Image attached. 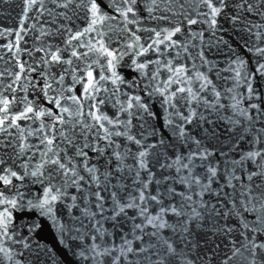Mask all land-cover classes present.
Wrapping results in <instances>:
<instances>
[{
  "label": "snow or ice",
  "instance_id": "snow-or-ice-1",
  "mask_svg": "<svg viewBox=\"0 0 264 264\" xmlns=\"http://www.w3.org/2000/svg\"><path fill=\"white\" fill-rule=\"evenodd\" d=\"M144 11L163 26H143ZM30 12L36 23L26 28ZM220 16L251 32L264 27V0H148L143 6L141 0H23L19 27L4 30L14 32L16 40L3 46L11 63L0 70V254L5 260L52 262L47 246L34 238L39 225L16 222L14 213L28 209L54 224L58 213L86 219L84 232L58 225L65 238L91 241L77 245L85 264H264V99L242 72L244 60L236 58V78L247 85L248 100L256 96L258 102L232 94L227 105L232 114L221 116L226 105L207 74L212 62L203 32L191 28L207 25L215 35ZM250 16L262 23L250 27ZM28 29L40 42L31 51L20 43ZM172 51L176 56L168 59ZM249 51L264 60V47ZM150 52L155 59L146 58ZM125 57L147 82L143 95L126 94L124 103L116 99L109 115L102 108L107 100L99 97L108 88L100 85L110 82L116 96L125 83L117 72ZM94 67L100 69L96 75ZM253 71L264 77V62L258 60ZM193 82L199 87L189 86ZM130 83L138 87L135 80ZM153 96L167 106L164 123L171 138L144 127V115H154L145 97ZM134 119L142 129L135 133ZM178 143L184 151L177 150ZM25 181L40 186L26 203L20 190ZM221 249L224 258L218 261Z\"/></svg>",
  "mask_w": 264,
  "mask_h": 264
},
{
  "label": "water",
  "instance_id": "water-1",
  "mask_svg": "<svg viewBox=\"0 0 264 264\" xmlns=\"http://www.w3.org/2000/svg\"><path fill=\"white\" fill-rule=\"evenodd\" d=\"M107 0H105V3ZM148 0H141L142 6L144 4H147ZM22 6H23V0H0V57H4V59L0 60V70H3L5 67H7L11 63L10 56L6 53L4 49V45L8 43H14L16 40V36L13 33L5 32V29H17L19 27V16L22 13ZM159 14V13H154ZM29 18L26 20L25 27L27 28L30 24H35L36 20L31 18L35 16V13H28L26 14ZM82 15V14H81ZM142 19V25L145 27H155L157 23H160L161 26H163V22L160 21H152L148 19V14L146 11L141 13ZM250 20V27L252 24H261L262 21L259 17H249ZM41 22H43L41 20ZM77 23H80V21H77ZM37 27L39 25L37 24ZM134 28V26H131ZM188 27V26H186ZM192 31L194 32H203V47L207 56V59L212 62V70L210 73H207V68L205 67L204 70L207 74H209L210 78L213 80V83L217 86V90L222 91V100L221 103H224L226 105V110L222 109L220 112L221 116H228L231 115V109L227 108V105L231 103V100L228 98L232 94L240 93L244 101H248L251 103L258 102L257 97L253 96L251 100H248L247 95V85L244 83L242 79L237 80L234 69H238V65L234 64L233 61L236 58H240L244 60L245 66L242 70L244 74L250 75L252 78L248 81L253 85V88L255 89V92L259 94V97L261 99H264V77H261L258 73H255L253 70L257 66L258 60L260 62H264V60H261L258 54L249 51V49H252L254 47H264V27L255 28L252 27V31L249 32L242 24L240 23H233L229 19H227L225 16H220L218 18V26L214 30L215 35L212 34V30L208 29L207 25H193L191 26ZM259 32L261 35H256V33ZM38 33L34 31L33 29H28L26 33H24V39L21 40V46L31 51L34 43L39 46L38 41H35V36ZM94 35V34H93ZM145 35V34H142ZM87 39V37H85ZM123 40H120L119 43L123 44ZM196 43L198 46L200 45V41L197 40ZM113 46H116V42H113ZM83 51V50H81ZM184 55L181 53V61L186 62L189 68H191L192 61H184ZM33 56H36L35 53H33ZM176 56V52L172 51V55L168 56V59H173ZM147 59H155L156 56L154 53H148ZM22 59L28 61L31 63V60L29 59L27 54H22ZM137 60L140 62H143V60L139 57H137ZM5 61L8 63L6 64ZM103 62V61H102ZM196 66L199 68V62H196ZM67 67V65H65ZM164 71L163 69L161 70ZM100 72L99 67H94V75ZM117 72L121 75V77L124 79L125 83L123 85H119V92L116 93L115 97H112L111 93L114 89V86L110 82L102 83L100 86L107 87L108 91L104 92L103 90L99 94V97L102 99H106L107 103L106 105L102 106L103 110L107 114H111L112 112L116 111V108L113 107L115 104V100L119 99L121 103L125 102V97L127 95H133V94H140L143 95L142 90L145 88L146 78H142L140 74L136 71H134L133 67L131 66L130 60L125 57L120 64L117 66ZM167 74L161 75L159 77L160 81H163L166 79ZM98 79V76H97ZM135 80L136 85L138 87L132 86L130 83L131 81ZM67 83H71V77L66 78ZM160 86H163L162 84ZM183 87L184 85H173L172 88L175 87ZM194 89L199 87V84L196 82H193L191 85ZM80 88L81 86L79 84L75 85V93L79 95L80 94ZM232 88L233 93H228L227 89ZM171 90V89H170ZM147 102L150 104V110L154 114L150 119L144 115L143 119L146 122L144 127L148 128V126H152L156 129V132L158 135H164L168 138H171V130L165 125L164 121L169 118L168 113L164 111V106H161L160 99L158 96H153L151 98L145 97ZM46 103V102H45ZM241 106H246L242 103ZM119 107V106H117ZM135 111V110H133ZM171 111V109H169ZM143 115V114H141ZM30 123V122H29ZM140 121L134 119L133 124L135 127L133 128V132H139L142 129L140 128ZM223 123V121H221ZM22 126H24L22 124ZM35 126V125H33ZM207 126V125H205ZM149 140H151V137H149ZM119 142V141H118ZM244 145H241V148H243ZM135 150V149H133ZM177 150L178 151H184V147L177 144ZM238 158V157H236ZM36 163V160H33V164ZM128 163H131V160L128 161ZM159 171V169L157 168ZM174 174V170H173ZM18 185L20 182H16ZM130 187V185H129ZM22 192L25 193V203L27 200L31 199L33 196L37 195L40 186L39 184H33L30 181H25L24 185L20 189ZM181 188L179 185H177V191H180ZM83 206V205H81ZM131 214V213H130ZM16 219V222H22V221H35L37 225H39V228L37 229V232L39 235L35 236V239H38L47 246L49 252L52 255V262L51 264H85L84 261L81 260V258L78 255L79 249L77 248L78 244H87L90 243V240L80 241L76 240L73 241L71 239L65 238L61 234L60 227L58 225L60 224H67L68 228H80L81 232H84L87 230L86 227L81 228V224H84L87 226L88 221L86 219L80 218L76 220H70L67 216V214H63L62 218L60 217V214L58 213V223L54 224L53 220L49 218L48 216H41L39 212L32 211L25 209L22 212L17 210L14 213ZM74 216L80 217L79 212H74ZM139 222V221H137ZM106 228L110 229V224L106 223L104 225ZM131 226V222L125 227V231H128V229ZM130 238V237H129ZM119 243V239L116 241ZM224 249H221L219 251V255L217 257L218 261H222L224 258ZM25 255H27L25 253ZM17 260H21L20 256L16 257ZM0 264H10L9 261L5 260L3 258V254H0ZM87 264H91V262H87ZM199 264V262H198Z\"/></svg>",
  "mask_w": 264,
  "mask_h": 264
}]
</instances>
